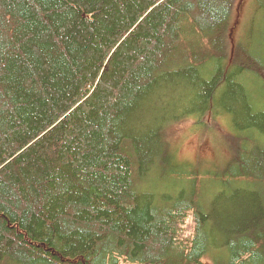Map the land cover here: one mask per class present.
Returning a JSON list of instances; mask_svg holds the SVG:
<instances>
[{
	"label": "trees",
	"instance_id": "trees-1",
	"mask_svg": "<svg viewBox=\"0 0 264 264\" xmlns=\"http://www.w3.org/2000/svg\"><path fill=\"white\" fill-rule=\"evenodd\" d=\"M231 4L0 0V264H264V44L230 56ZM185 117L245 137L220 171L178 159Z\"/></svg>",
	"mask_w": 264,
	"mask_h": 264
},
{
	"label": "rangeland",
	"instance_id": "rangeland-1",
	"mask_svg": "<svg viewBox=\"0 0 264 264\" xmlns=\"http://www.w3.org/2000/svg\"><path fill=\"white\" fill-rule=\"evenodd\" d=\"M231 1V8L233 3L235 4L233 10H229L228 12L231 16L230 24L225 29L226 33L223 29H220V35L223 37L227 36L228 40L231 42V47L228 50L230 56L233 54V48L235 49L236 42H238L236 43L238 45L237 48H242L240 43L242 38H247L248 40L253 41L250 47L255 49L260 48L261 44H264V15L262 13H259L256 16L251 15L255 0ZM232 24L233 26L231 28ZM232 35L233 41H231ZM241 60L242 63L250 66L253 71V79L251 78V75L248 76L247 79V84H250V86H247V90L250 94L254 93L255 95H258L264 88V68L248 59V56H242ZM254 79H256V84H254ZM188 118L185 117L183 121L188 120ZM199 120L210 125L207 115H204L203 118H200ZM222 129L225 130L224 126ZM180 133L174 136L171 141L173 148H177L178 159L182 162L190 161L193 163V166L197 167L199 170L209 172L220 171L224 167V165H222V159L229 156L227 150L229 145H233L234 143V146H240L242 138H245L239 136V138H233L232 142V139L229 136L226 137L222 134V130H216L215 133L217 136H212L214 143L209 139L202 140L201 134L198 133V130L195 127V118L188 120L186 123L184 122L183 134ZM233 133H235V131H233ZM210 136L211 134L207 137Z\"/></svg>",
	"mask_w": 264,
	"mask_h": 264
},
{
	"label": "bare ground",
	"instance_id": "bare-ground-1",
	"mask_svg": "<svg viewBox=\"0 0 264 264\" xmlns=\"http://www.w3.org/2000/svg\"><path fill=\"white\" fill-rule=\"evenodd\" d=\"M216 27H218V24H215V26H213L212 28H209V27H207V28H203V30L204 31H202V32H204V33H210L209 31H212L213 29H215ZM211 176V175H210ZM205 264H213L210 260H208V261H206V263Z\"/></svg>",
	"mask_w": 264,
	"mask_h": 264
}]
</instances>
